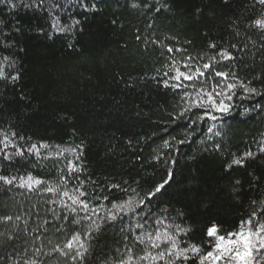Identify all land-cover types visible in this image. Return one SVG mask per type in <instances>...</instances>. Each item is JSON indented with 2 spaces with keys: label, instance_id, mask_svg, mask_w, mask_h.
Instances as JSON below:
<instances>
[{
  "label": "trees",
  "instance_id": "obj_1",
  "mask_svg": "<svg viewBox=\"0 0 264 264\" xmlns=\"http://www.w3.org/2000/svg\"><path fill=\"white\" fill-rule=\"evenodd\" d=\"M259 19H264L259 0H0L5 77L0 78V132H15L17 148L50 146L41 149L40 159L27 151L18 156L11 146V160L0 155V175L16 178L12 185L0 182V217H13L0 221V264H24L29 258L72 264L59 253H43L71 238L78 227L72 224L74 214L49 203L62 197L43 186L32 192L18 187L28 174L58 184L69 161L81 171L68 177L67 188L82 183L88 193L82 199L100 213L92 217L99 228L83 264H119L130 257L132 264H151L138 259L145 248L155 255L168 245L154 249L135 236L144 231L155 236L166 225H172L168 232L180 247L196 244L203 255L210 250L206 230L213 224L227 235L253 211L264 221V31L254 26ZM168 47L184 50L175 53L177 60L202 56L194 60L197 67L220 51L234 57L212 69L235 74L220 81L225 92L226 84H237L231 100L218 98L230 105L229 112L193 109L173 119L181 94L158 82L169 63ZM215 79L209 77L206 86L215 87ZM241 81L256 94L240 88ZM197 112L217 119L193 125ZM56 146L77 153L45 158ZM241 158L243 167L232 164ZM165 180L162 194L143 210L138 207L123 220V213L115 221L106 219L112 203L145 199ZM65 214L67 219H57ZM137 223L144 229L135 228ZM38 225H43L39 231ZM176 225L188 229L187 235L176 232ZM41 246L43 253L35 256ZM175 264H198V257L189 253Z\"/></svg>",
  "mask_w": 264,
  "mask_h": 264
},
{
  "label": "snow or ice",
  "instance_id": "obj_2",
  "mask_svg": "<svg viewBox=\"0 0 264 264\" xmlns=\"http://www.w3.org/2000/svg\"><path fill=\"white\" fill-rule=\"evenodd\" d=\"M259 3L264 4V0H259ZM137 6L138 5L135 4L133 5V7ZM254 26L261 31H264V19L256 20ZM210 47L215 48L216 46L210 45ZM166 51L170 54L168 57L169 63H166L163 66L166 70L163 72V75L159 77L158 82L162 87L171 88L181 94V103L178 105L180 111H178L176 116L173 117L174 120H178L181 117H184L187 113L193 112V109H199L205 113L219 112L221 114H225L231 110L229 104H226L223 100H219L218 98L225 96L228 100H231L232 94H234V90L237 88V84H226L225 88L227 89V92H225L224 88H221L220 86V81H227L235 74H230L229 72L221 70L212 71L214 64L234 59L229 52L220 51L216 55L210 57V62L204 63L202 67H197L194 60L203 59L202 56L194 58L191 55H188L177 60L175 58V53L183 52V49H173L172 47H168ZM216 56L220 57L219 61H217ZM181 68L184 70L182 71ZM209 77L216 78L215 87H212L211 85L206 86ZM0 78H5L2 71H0ZM154 79L157 78L154 77ZM236 79L239 80V77H236ZM189 87L192 88V91H187ZM239 87L246 92L256 94V89L248 88L243 81L239 83ZM209 88H211V90H209ZM194 115L196 118L191 120V124L193 125L197 124L202 119H217L215 115H205L201 117L198 112L194 113ZM208 131L212 132V128L209 127ZM219 134V132L216 133V135ZM16 135L15 132H12L11 134L0 132V148L3 149V151L0 152V155H2L5 160H11L12 158L11 154L7 152L9 146L17 149L15 154L18 156H24L25 151H27L36 156L37 159L41 158V149H49L50 147L48 144H33L26 150L23 148H17V145L13 143V139ZM178 143L183 144L185 143V140H179ZM164 147H168V141H165ZM56 149L55 153H52L45 158L58 160L63 157L65 152H69L73 155L77 153V149L75 148H60L59 146H56ZM261 151L264 152V148H261ZM252 155L251 152L246 153V156ZM78 160L79 156L77 155V161ZM232 164L243 167V158L233 160ZM231 166L232 165H228L229 168H231ZM66 170L67 176H61L58 184H49L45 180L28 174L26 178H20L18 187L25 188L29 192H32L41 190V186H43L44 192L51 193L53 196L62 197L59 201L53 199L50 200L49 203H59L63 208L72 212L74 214L72 224L78 226L73 229L71 238L67 239L62 245L59 243L53 244V247L46 253H43V246L38 247L36 248L34 255L40 256L41 253H43V255L51 256L54 253H59L61 257L70 260L72 264H83V261L90 252L89 240L92 237L93 231L98 230L99 228V225L92 219V217L99 216L100 213L97 211L96 207H92L85 199H82L88 195V193L82 189V183L80 186H74L72 189L67 188V185L70 182L68 177L73 173L81 171L77 163L69 161ZM15 180V177L9 178L8 176L0 175V182H3L5 185H12ZM167 183L168 180H165L164 182L157 184L154 190H151L146 194L145 199L135 201L132 198H129L124 203H112L106 214V219L115 221L117 220L118 214L123 213L124 215L120 216V219L123 220L124 216H127L130 212L136 213L138 207L143 210L145 203H151L158 194H162ZM236 183L238 184L239 181H236ZM113 187L119 188V185H113ZM124 191L127 190L125 189ZM64 197L67 198V201L63 199ZM97 199L100 198L97 197ZM103 199L106 200L107 197H104ZM253 203L256 202L254 201ZM261 203L264 204V202ZM100 207L103 208V205H100ZM78 209L84 213L83 216L79 215ZM113 209H115V212H113ZM50 211L55 213V209H50ZM261 211H264V208H261ZM61 218L67 219L66 214L63 217H57V219ZM12 219L13 217L10 215L0 217V221L3 222L11 221ZM16 219L19 220L20 217L17 216ZM82 221H91V224H84ZM44 223L46 224L48 221H45ZM155 223L159 225L162 224L163 221L157 220ZM42 227L43 225H38L37 231ZM171 227L172 225H166L165 228L158 231L155 236H153L152 232L148 231H144L141 235L135 236V240L138 243L150 246L154 249H159L161 243L168 245L167 248L157 252L155 255L147 251L146 247V254L140 256L138 259L150 261L151 264H159V261H164V264H175L176 260L189 259V253H191L193 256L198 257V264H264V221L261 220V217L256 211H253L247 220L241 222L237 231L230 232L227 235L220 234L219 226L215 224L210 226L206 230L210 250L203 255H201V248L196 244L187 247H180L175 236L168 232V228ZM135 228L144 229V224L137 223L135 224ZM57 231H60V229L57 228ZM175 231L187 235L188 229H183L180 228L179 225H176ZM48 243L52 244L53 242L49 240ZM166 257L171 259H165ZM24 264H39V262L36 259L29 258L24 261ZM119 264H132L131 257L128 260L119 261Z\"/></svg>",
  "mask_w": 264,
  "mask_h": 264
}]
</instances>
